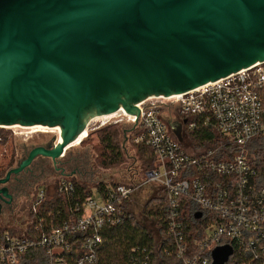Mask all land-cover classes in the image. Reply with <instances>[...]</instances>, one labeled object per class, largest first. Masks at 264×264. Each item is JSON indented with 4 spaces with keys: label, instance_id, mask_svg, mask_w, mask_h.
<instances>
[{
    "label": "water",
    "instance_id": "1",
    "mask_svg": "<svg viewBox=\"0 0 264 264\" xmlns=\"http://www.w3.org/2000/svg\"><path fill=\"white\" fill-rule=\"evenodd\" d=\"M259 61L264 0H0V124L63 129L62 143L34 147L0 179V200L11 202L5 185L37 156L64 157L90 118L136 114L149 96ZM169 124L182 141V125ZM232 254L217 247L212 264Z\"/></svg>",
    "mask_w": 264,
    "mask_h": 264
},
{
    "label": "built area",
    "instance_id": "2",
    "mask_svg": "<svg viewBox=\"0 0 264 264\" xmlns=\"http://www.w3.org/2000/svg\"><path fill=\"white\" fill-rule=\"evenodd\" d=\"M136 107V114H119L134 127L133 143L153 151L156 165L141 170L138 181L108 186L99 196L93 190L81 201H71L76 187L63 178L57 192L71 202L66 219L48 231L34 220L26 232L0 223V264H23L36 250L45 264H97L105 229L123 223L144 188H154V202L165 200L166 207L158 221L149 218L157 232L149 230L150 246L131 248L129 264H212L213 251L225 245L233 249L225 264H264V61L183 93L149 96ZM164 112L187 134L216 129L225 141L216 150L193 141L186 148ZM254 139L260 141L251 150ZM45 192H37L39 202Z\"/></svg>",
    "mask_w": 264,
    "mask_h": 264
},
{
    "label": "rangeland",
    "instance_id": "3",
    "mask_svg": "<svg viewBox=\"0 0 264 264\" xmlns=\"http://www.w3.org/2000/svg\"><path fill=\"white\" fill-rule=\"evenodd\" d=\"M104 115L94 116L86 122L90 137H87L85 141L83 140L82 144L80 141L70 144L64 157L53 159L39 155L26 169L12 176L10 182L5 186L13 185L16 187V185H19L20 188L13 193L15 194L13 203L6 205L7 207H3L1 210L6 213L5 216H0L1 225L16 232H26L33 229L31 226L33 216L30 211L31 207L36 205V200L34 199H36L37 192L45 189L46 198L54 199L57 195V186L63 178L68 180L76 179L81 184L92 187L97 194L96 196L100 195L98 189L95 188L97 184H107L105 186L106 190L112 184L135 182L140 179L139 172L146 168L138 157L137 145L132 141L133 125L121 114L109 119L108 117H103ZM163 115L164 121L170 129L169 122H171L172 113L164 112ZM17 125L0 126V132L2 131L0 133V162L2 164H6L13 157V167H17L27 158L34 147L55 145L61 137L59 132L50 131V129H45L46 127L34 128L32 126ZM108 127H113L117 130L125 161L116 167L105 168L99 164L98 152L95 146L99 143L98 132ZM192 138L196 146L212 150H216L225 141L224 137L216 129L212 131L209 139L198 140L193 135ZM57 145L59 144L57 143ZM155 193L156 190L154 188H144L136 194L134 202L130 205L131 212L152 233L157 231L149 217L144 216V208L147 202L154 197ZM158 196L163 199L165 191H160ZM153 203L155 202H152L151 205Z\"/></svg>",
    "mask_w": 264,
    "mask_h": 264
},
{
    "label": "trees",
    "instance_id": "4",
    "mask_svg": "<svg viewBox=\"0 0 264 264\" xmlns=\"http://www.w3.org/2000/svg\"><path fill=\"white\" fill-rule=\"evenodd\" d=\"M188 135L191 138L193 135L194 138L198 140L209 139L211 137V129L204 132L189 131ZM88 137H90V134ZM98 140L99 143L95 148L98 152V160L101 166L109 168L124 163L125 155L120 146L116 129L113 127L102 129L98 132ZM192 141H194L193 138ZM259 141L260 140L255 139L252 140L249 144L250 149H254ZM136 150L142 165L146 169L152 168L156 165L155 155L151 149L143 145H137ZM13 165V157L6 164L0 162V179L5 177L6 173L13 168ZM69 181H71L76 187V193L73 195L71 201H81L85 196L92 194V187L81 184L76 179H70ZM106 185L107 184L105 183L97 184L95 188L102 193L104 192ZM57 195L51 200L44 197L40 202L39 196L36 195V199H34L36 200V205L33 207L37 208V210L34 212V209L31 207L30 211L34 220L33 226L41 223L43 231H48L52 225H58L66 219L71 202L65 196H61L58 192ZM152 202H154V198H151L147 202L144 208V216L149 218L154 216V220L158 221V217L166 207V201L162 200V202H155L151 205ZM158 207H160L159 211ZM151 243L152 236L149 229L142 221L138 220V217L130 212L123 223L105 229L102 237V244L99 248L97 264H129V253L133 246L138 244L150 246ZM36 258L39 260V263H36ZM45 262L47 263L44 257V252L42 250H36L29 252L26 255L23 264H45Z\"/></svg>",
    "mask_w": 264,
    "mask_h": 264
},
{
    "label": "bare ground",
    "instance_id": "5",
    "mask_svg": "<svg viewBox=\"0 0 264 264\" xmlns=\"http://www.w3.org/2000/svg\"><path fill=\"white\" fill-rule=\"evenodd\" d=\"M167 97V96H166ZM120 109V108H119ZM118 111V110H117ZM113 112V113H109V114H105L103 117H113V116H117L120 112H123V115H128L129 114V112L128 111H126L125 109H123V108H121L120 109V111L119 112ZM97 117V116H96ZM87 124V123H86ZM15 125H17V124H15ZM15 125H11V126H15ZM0 126L1 127H6V125H4V124H0ZM17 126H19V125H17ZM89 126V125H88ZM32 127H34V128H37V127H46L45 129H50V131H53V132H59L60 133V135H61V137L59 138V140L57 141V143L58 144H60V143H62L63 142V138H62V134H63V129L61 128V127H59V126H55L54 128H52V127H50V126H44V125H37V126H32ZM88 128H86L84 131H83V133L81 134V136L77 139V140H75V141H80V142H83V140H86L87 139V137H88ZM74 141V142H75ZM73 142V143H74ZM72 144V143H71ZM70 146V145H69ZM68 146V147H69ZM67 151V150H66Z\"/></svg>",
    "mask_w": 264,
    "mask_h": 264
},
{
    "label": "crops",
    "instance_id": "6",
    "mask_svg": "<svg viewBox=\"0 0 264 264\" xmlns=\"http://www.w3.org/2000/svg\"><path fill=\"white\" fill-rule=\"evenodd\" d=\"M171 122H178L177 119H175V117L172 115L171 116ZM182 143L186 148H191L192 145V140L190 139L189 135L184 131L183 127H182ZM195 147V146H194ZM193 147V148H194Z\"/></svg>",
    "mask_w": 264,
    "mask_h": 264
},
{
    "label": "flooded vegetation",
    "instance_id": "7",
    "mask_svg": "<svg viewBox=\"0 0 264 264\" xmlns=\"http://www.w3.org/2000/svg\"><path fill=\"white\" fill-rule=\"evenodd\" d=\"M84 142V141H83ZM81 144H82V142H81ZM8 189H9V192H10V194L12 195V200H11V202L9 203V204H7V203H4L3 201H1L0 200V202L3 204V206H2V208H1V210L3 209V207H7L6 205H11L12 203H13V200H14V195L15 194H13L14 192H16L17 190H19V185H16V187L15 186H13V185H9L8 187H7ZM9 207V206H8ZM11 212V211H10ZM2 215H6V213L4 212V210H3V212L2 211H0V216H2ZM11 215H12V213H11Z\"/></svg>",
    "mask_w": 264,
    "mask_h": 264
}]
</instances>
